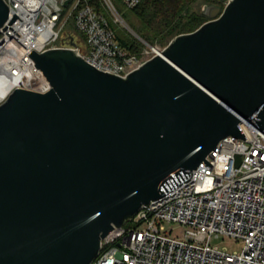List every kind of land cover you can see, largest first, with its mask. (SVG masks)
Wrapping results in <instances>:
<instances>
[{"label":"water","instance_id":"obj_1","mask_svg":"<svg viewBox=\"0 0 264 264\" xmlns=\"http://www.w3.org/2000/svg\"><path fill=\"white\" fill-rule=\"evenodd\" d=\"M203 14L127 77L72 49L31 53L51 89L0 104V264H91L114 226L246 139L244 120L264 131V0ZM8 17L0 0V29Z\"/></svg>","mask_w":264,"mask_h":264},{"label":"built area","instance_id":"obj_2","mask_svg":"<svg viewBox=\"0 0 264 264\" xmlns=\"http://www.w3.org/2000/svg\"><path fill=\"white\" fill-rule=\"evenodd\" d=\"M9 17L0 32V104L16 88L46 93L51 84L30 56L72 49L99 71L127 77L159 50L130 53L117 40L112 21L124 23L112 0H4ZM68 1V4L65 3ZM222 10L231 0H215ZM134 9L142 0H124ZM222 4V6L220 5ZM21 21V22H20ZM121 23V24H122ZM0 29V30H1ZM246 139H222L192 170V177L139 211L101 241L91 264H264V131L252 120ZM133 225L125 227L126 222ZM167 224L183 228L180 234ZM220 236L245 241L239 255L212 245Z\"/></svg>","mask_w":264,"mask_h":264},{"label":"trees","instance_id":"obj_3","mask_svg":"<svg viewBox=\"0 0 264 264\" xmlns=\"http://www.w3.org/2000/svg\"><path fill=\"white\" fill-rule=\"evenodd\" d=\"M97 2V0H95ZM215 0H142L134 8L138 17L135 32L149 45L166 46L174 37L194 32L209 19L194 5L215 4ZM130 53L137 54L143 49L142 43H120Z\"/></svg>","mask_w":264,"mask_h":264},{"label":"rangeland","instance_id":"obj_4","mask_svg":"<svg viewBox=\"0 0 264 264\" xmlns=\"http://www.w3.org/2000/svg\"><path fill=\"white\" fill-rule=\"evenodd\" d=\"M112 1L125 23L123 24L121 22L122 23L121 24V23H115L112 21V28L114 29L116 33L117 40L120 43L122 42V43H126L129 45L132 43H142L141 37L133 29L138 19L134 9L129 8L125 4L124 0H112ZM205 5L207 4L196 3L194 5V9L201 10L202 7H204ZM220 5L222 6V4ZM147 47L148 46L144 45L143 49H141V51L137 53V55L144 54V51L146 50ZM153 47L164 48L165 46L157 44V45H154ZM132 225L133 223L130 221L125 223V227H130ZM166 229L167 230L173 229L174 233L176 234H180L181 231L183 230V228L177 224H167ZM212 245L217 246L219 250L225 252L226 254L239 255L243 252L245 248V241H243L242 239L234 238V237L220 236L212 240Z\"/></svg>","mask_w":264,"mask_h":264}]
</instances>
